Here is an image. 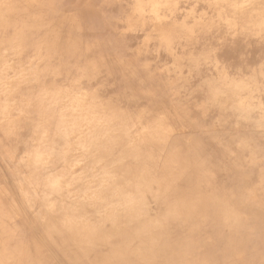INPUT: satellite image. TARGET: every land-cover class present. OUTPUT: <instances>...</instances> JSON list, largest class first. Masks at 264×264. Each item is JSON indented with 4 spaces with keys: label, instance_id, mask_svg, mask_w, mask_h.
Masks as SVG:
<instances>
[{
    "label": "rangeland",
    "instance_id": "rangeland-1",
    "mask_svg": "<svg viewBox=\"0 0 264 264\" xmlns=\"http://www.w3.org/2000/svg\"><path fill=\"white\" fill-rule=\"evenodd\" d=\"M202 2L204 7L197 0H0L8 37L2 49L4 60L0 59V92L4 89L11 100L7 113L18 101L13 96L28 90L46 87L86 95L94 104L88 111L96 114L103 131L110 112L103 105L133 118L132 130L138 137L131 143L124 139L122 145L115 143L119 155L160 144L161 167L170 173L181 168L186 180V159L202 176L198 188L207 205L192 214L186 213V204L175 203L182 187L175 179L165 190L151 191L137 203L127 198L140 182L131 170L138 164L118 161V155L115 167L122 166V176L108 188L111 203L120 207L122 201L113 227L117 232L112 235L111 225L107 229L106 223L97 224L111 237L98 254L105 256L114 240L124 255H106L109 258L102 264H184L191 258L196 259L192 264H264V26L259 24L264 20V0H240L243 9L262 3L255 11L257 22L242 16L228 27L210 0ZM82 50L85 55L79 62L61 59L80 55ZM18 124L7 117L0 121V133H6L0 140L11 153L9 159L0 154V209L8 201L18 203L19 190L26 184L22 177L33 182L41 176L34 166L27 167L32 145L24 136L17 141ZM145 136L156 139L147 141ZM90 171L93 175L87 183L94 186L89 189L102 194L104 164ZM163 203L176 209L155 214ZM20 208L21 218L10 225L12 232L17 225L21 228L17 237L30 234L44 248L43 255L72 264L62 261L55 242L43 237L41 228ZM89 224L94 226L92 221ZM3 231L0 227V236ZM191 233L212 238L216 250L211 259L201 249L191 254L183 243ZM12 239L17 238L8 233L0 240L2 259L22 255L21 246L3 247ZM173 244L176 247L171 248ZM84 246L79 261H89L98 245L93 240ZM154 251L161 252L154 255Z\"/></svg>",
    "mask_w": 264,
    "mask_h": 264
},
{
    "label": "bare ground",
    "instance_id": "bare-ground-1",
    "mask_svg": "<svg viewBox=\"0 0 264 264\" xmlns=\"http://www.w3.org/2000/svg\"><path fill=\"white\" fill-rule=\"evenodd\" d=\"M202 1L204 0H197L200 6L204 7L205 4ZM210 1L211 7L216 11L215 13H217L222 20L227 22V27L233 25L234 22L242 16H246L252 23H256L255 11L257 6L262 4H253L251 7L243 9L240 5V0H226L224 2H220V0H216V2H213L214 0ZM19 12L22 11L19 10ZM1 14L2 13H0V59L4 60L2 49L6 46L5 43H7L8 37H6L7 33H5ZM259 24L261 27L264 26V20L260 19ZM233 28L235 29V27ZM262 28L264 29V27ZM10 45L11 44H8L9 47ZM84 52L85 50H82L80 55L75 53L72 54L71 57L66 56L61 59L67 62H79L85 55ZM86 64H88L87 61ZM79 68L84 69V66L79 65ZM0 79H2L1 75ZM50 90L52 89L46 87L44 89L40 88L37 91L28 90L13 96L14 98L11 97V99H18V101L14 103L15 106L11 107L8 113L7 107L10 106L9 102L11 100L9 96L6 97L4 89L3 92H0V121H3V119L7 117L9 120L15 119L20 123L18 124L20 130L17 132V141H19L21 136H24L28 141L26 142L32 145L33 156L31 158L28 156L27 167L28 165L29 167L34 166L36 170L34 171L41 173L39 181L33 179L32 182V180L22 177V180L26 181V184L23 185V189L21 188L19 190L20 192L17 195V198L19 196L18 203L11 200L8 201V204L7 202L5 203V207L0 209V227L4 229L3 234L0 236V240L8 233L17 238L16 240L12 239V241L4 243L3 247L16 248L17 246H21L22 248V255L15 258L6 257V259L0 257V264H63L58 262L59 260L53 255H43L44 248L37 240L31 239L30 234L29 236L21 234L20 237H17V234L21 233V228L17 225L12 232V226L10 225L15 224L17 219L21 218L19 211L21 209L20 205L24 209L25 216L30 218L31 222L34 220L33 223L35 226L41 228L43 237H48L49 240L51 239L55 242L58 251L62 254V261L68 263L71 261L72 264H102V262L109 257H121L124 255L123 252L119 251V246L115 247V241L112 240V245L114 247L111 246L108 251L106 250V255H109V257L106 255L99 257L102 247L104 246L102 243L106 241L109 242L111 237L104 232L102 225L97 224L101 222L106 223L107 229L111 225L112 235L116 234L117 229L113 227L116 226L115 222L118 212L120 207H122V201L121 206L117 207L108 200L110 193L108 191V188L110 189L109 183L111 181H116V178L122 176L123 172L122 166H119L118 169L115 167V161H117L116 157L119 155L115 143L118 142L122 145L121 142L123 139L125 140L124 143H131L137 139L138 133L132 130L133 118L127 119L120 114L117 115L116 109H108L109 106L107 105V107L103 105V110L110 112L106 113L108 116L107 126L106 121L102 123V126L105 125V131H103L96 120V114L92 113V111H88L90 107L94 106V104L90 103L88 96L73 92L65 93L62 92L61 89ZM100 106L102 107V104L95 105L98 110L102 109ZM10 115L14 117H10ZM103 118H105V114ZM11 124L12 123H10V125ZM5 135L6 133H0V136L5 137ZM111 138L114 144L107 143ZM144 139L147 141H155L156 136H145ZM6 144L7 143L3 140H0V154H4L7 159H9L8 155L10 152L6 149L8 147H6ZM161 147L162 145L155 144L150 149H147V151L144 149H137L133 152L130 149V151H125L126 154L118 156V161H135L139 166L135 164V166L131 168L140 182L139 184L132 183L136 184V186L132 187V193L128 195L130 197L127 198V200L141 203L145 196L151 191L164 189L168 184H172L169 183L170 180L175 179L180 186H182L177 190L175 203H183L184 206L187 205L186 208H184L186 209V213L192 214L194 213L193 211L202 204L207 205L202 192H200L198 188L203 182V179L202 176L198 174L199 170H197L196 165L189 160L183 159L184 164L189 163V166L185 169L188 173V178L186 180L184 176L180 175L182 172L181 168L173 169L170 173L168 168L160 166V162L163 159ZM41 154L45 155V157L41 158ZM187 155H191V150H188ZM15 157L16 156L13 158ZM100 162L104 164V170L106 172V178L102 179V188L99 189V191L103 192L102 194L94 191L95 189H89V187L94 186L91 181L87 183V178H89L91 174L93 175V172L90 170L96 167ZM50 166H52L51 169ZM57 166H59L58 169L56 168ZM109 166H111V169L108 168ZM16 167L17 164L15 168ZM54 169H57L55 173L53 172ZM142 169L147 170V172L145 174L142 173ZM17 171L19 170L17 169ZM47 171L49 172L46 176ZM23 175L25 174L23 173ZM11 176L12 174L10 177ZM29 177L30 176H28V178ZM123 194L125 195V193ZM175 209L174 205L163 203L156 208L155 214L164 210L173 212ZM212 211H214V208H212ZM248 217L250 218V216ZM257 217L259 218V216ZM217 218L218 217H216V219ZM10 220H14L15 222L11 223ZM91 221L94 223V226L89 224ZM7 229H9V232L5 233ZM214 229H218V227L214 226L213 230ZM93 230H97L98 233L92 232ZM251 234L253 235V233ZM93 240L96 242V245H98L96 253L89 261H79L77 257L85 248V242L88 241L92 244ZM183 243H187V247L190 249L192 255H195L197 250L201 249V251L205 253L208 252L207 257L209 259L212 258V253L216 250L212 238L209 239L208 236L206 238H196L191 233L190 236L185 235L183 237ZM216 243L218 244L217 240ZM220 244H222V242ZM173 247H176V244H173L171 248ZM144 248L146 252L150 254L149 248ZM160 252L161 251H154V255H159ZM145 258L149 257L145 256L143 259ZM195 260V258L185 260L184 264H192ZM138 264L144 263L140 262Z\"/></svg>",
    "mask_w": 264,
    "mask_h": 264
}]
</instances>
